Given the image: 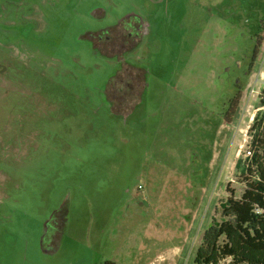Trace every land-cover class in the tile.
<instances>
[{"label":"rangeland","instance_id":"rangeland-1","mask_svg":"<svg viewBox=\"0 0 264 264\" xmlns=\"http://www.w3.org/2000/svg\"><path fill=\"white\" fill-rule=\"evenodd\" d=\"M126 14L136 46L95 48ZM263 22L264 0H0V264H195L245 188ZM124 63L145 77L126 115Z\"/></svg>","mask_w":264,"mask_h":264},{"label":"trees","instance_id":"trees-1","mask_svg":"<svg viewBox=\"0 0 264 264\" xmlns=\"http://www.w3.org/2000/svg\"><path fill=\"white\" fill-rule=\"evenodd\" d=\"M260 46L257 38L249 76ZM243 87L231 99L233 110L238 107ZM259 104L264 107V89L259 95ZM250 135L252 157L243 172L244 191L240 197L232 195L223 203L222 221L212 223L204 232L195 264H219L220 260H226L227 264H264V112L261 121L252 123ZM102 264L116 263L107 260Z\"/></svg>","mask_w":264,"mask_h":264},{"label":"flooded vegetation","instance_id":"flooded-vegetation-1","mask_svg":"<svg viewBox=\"0 0 264 264\" xmlns=\"http://www.w3.org/2000/svg\"><path fill=\"white\" fill-rule=\"evenodd\" d=\"M145 28L142 21L137 19V17L126 14L123 18L118 19L114 26L96 30L89 33L88 36L92 39L95 48L101 49L105 54L110 56H120L136 46V43L139 41V35L144 33V31L146 33ZM251 56L249 57L250 63L252 61ZM144 86V72L130 64L124 63L122 73H118L111 81L106 96L114 111L126 115L132 110L134 102L138 99L139 93L143 91ZM236 86L239 87L238 84ZM230 115H233L231 100L226 109V117ZM54 217L56 216L54 215ZM53 218L51 219L53 225L62 233L64 230L63 221L59 220L58 222L57 219L55 220ZM57 236H59V233L53 235L54 240H56Z\"/></svg>","mask_w":264,"mask_h":264},{"label":"built area","instance_id":"built-area-1","mask_svg":"<svg viewBox=\"0 0 264 264\" xmlns=\"http://www.w3.org/2000/svg\"><path fill=\"white\" fill-rule=\"evenodd\" d=\"M261 81H262V84H261V89H260V92L256 91L254 88H252V92L251 93H254L255 95L257 94L258 96L261 95L263 89H264V77H261ZM263 112H264V107H261ZM263 116V115H262ZM262 117L260 118V121H261ZM247 156L249 157V159L252 157V152L251 150H248L247 151Z\"/></svg>","mask_w":264,"mask_h":264}]
</instances>
